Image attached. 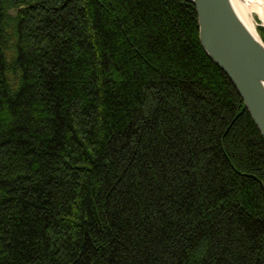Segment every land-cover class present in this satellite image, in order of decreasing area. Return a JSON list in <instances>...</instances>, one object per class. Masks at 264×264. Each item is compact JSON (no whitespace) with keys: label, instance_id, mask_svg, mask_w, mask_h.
<instances>
[{"label":"trees","instance_id":"16d2710c","mask_svg":"<svg viewBox=\"0 0 264 264\" xmlns=\"http://www.w3.org/2000/svg\"><path fill=\"white\" fill-rule=\"evenodd\" d=\"M0 264H264V138L189 0H0Z\"/></svg>","mask_w":264,"mask_h":264},{"label":"water","instance_id":"95a60500","mask_svg":"<svg viewBox=\"0 0 264 264\" xmlns=\"http://www.w3.org/2000/svg\"><path fill=\"white\" fill-rule=\"evenodd\" d=\"M189 1L196 11L201 47L232 82L264 138V42L257 29L247 28L231 0Z\"/></svg>","mask_w":264,"mask_h":264},{"label":"bare ground","instance_id":"6f19581e","mask_svg":"<svg viewBox=\"0 0 264 264\" xmlns=\"http://www.w3.org/2000/svg\"><path fill=\"white\" fill-rule=\"evenodd\" d=\"M231 2L248 29L256 32L257 23L264 25V0H231Z\"/></svg>","mask_w":264,"mask_h":264},{"label":"rangeland","instance_id":"374dc122","mask_svg":"<svg viewBox=\"0 0 264 264\" xmlns=\"http://www.w3.org/2000/svg\"><path fill=\"white\" fill-rule=\"evenodd\" d=\"M255 20H258L257 18H255ZM257 25V24H256Z\"/></svg>","mask_w":264,"mask_h":264}]
</instances>
